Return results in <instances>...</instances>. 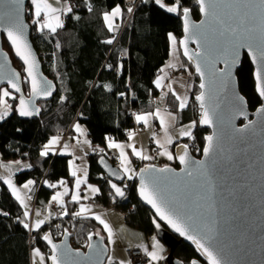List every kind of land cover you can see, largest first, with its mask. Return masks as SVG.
<instances>
[{
    "label": "trees",
    "instance_id": "obj_1",
    "mask_svg": "<svg viewBox=\"0 0 264 264\" xmlns=\"http://www.w3.org/2000/svg\"><path fill=\"white\" fill-rule=\"evenodd\" d=\"M67 1L72 2V11L65 14L63 27L54 34L47 29L39 31V26L31 23V13L28 17L32 24V42L38 54L47 56L43 62L44 72L50 79H54L57 86L53 98L39 102V116L30 119L21 116L16 110L19 99L14 95L12 113L0 122L2 159L28 161L31 167L16 173L15 179L21 185L34 180L35 188H39V203L48 201L53 195L51 188L45 184L40 186L44 177L50 182L61 179L72 182L74 179L70 175L68 164L70 156H41L44 145L53 136L69 128L75 120L85 125L89 139L100 148L106 147L107 138L117 141L128 139V132L137 128L131 110L141 114L152 112L157 107L158 103L154 100L161 96V92L154 82L170 59L169 34L174 33L181 40L184 29L182 11L177 14L169 13L165 7L156 4L155 0H136L130 24L115 40L118 31L108 29L104 13L111 12L112 8L119 5L123 11L119 19L121 23L126 21V4L129 0ZM165 2L172 4V0ZM181 6L189 8L195 20L201 19L197 0H181ZM110 39L113 42L106 43ZM6 45L9 44L4 38L3 46L12 57L14 66L22 73L24 88L29 95L25 66ZM244 57L237 74L239 86L248 100L250 110L256 111L263 101L256 91L255 70L250 57ZM15 61L21 63L22 68L16 66ZM196 77L199 78L197 74ZM173 100L174 96L169 95L167 102L175 107L179 124L200 119V108L196 107L199 103L195 97L192 104L183 110ZM194 134L195 142L192 143L191 140V143H187L189 139H186L182 143L191 147L193 155L202 157L209 130L197 125ZM179 143L181 142L175 145L174 152ZM101 157L109 159V155L98 150L89 155L88 180L98 184L100 188L95 201L104 207L115 206L121 210L130 228L140 230L147 236L156 235L154 214L139 201L137 180L125 185L127 195L118 199L108 183L109 178L99 165ZM140 167L138 166L139 170ZM68 203L66 218L55 220L39 231L36 245L49 253V248L42 239L49 232L58 241L63 234L69 232L73 236V247L78 249L87 248L88 237L92 233L98 232L105 237L107 243L100 224L93 217H75L73 213L76 212L77 204L71 201ZM0 212L8 214H0V264H32L29 229H25L20 223L21 220L28 223V220L23 215V207L5 183L0 187ZM175 256L185 264H190V261L198 257L194 248L187 243L179 245Z\"/></svg>",
    "mask_w": 264,
    "mask_h": 264
},
{
    "label": "snow or ice",
    "instance_id": "obj_2",
    "mask_svg": "<svg viewBox=\"0 0 264 264\" xmlns=\"http://www.w3.org/2000/svg\"><path fill=\"white\" fill-rule=\"evenodd\" d=\"M155 3L160 5L162 8L165 5L161 0H155ZM200 5V11L204 13L206 18H211L216 21L217 27H211V36L202 35L201 29L208 22L207 19L200 25L191 24L189 21V11L187 7L181 6V0H172V4L166 7L169 13H180L182 11L184 17V39L179 41V44L183 46V55L186 56L190 61L195 63V70L200 76L199 88L201 91L195 96L196 101L199 102L200 108V125H213L214 123H220L222 120V100L219 99L220 92L224 88L228 89V104L226 105L228 109V120L229 123L236 119L238 116L247 118L246 103L247 101L236 92L234 88V76L233 68L239 63L240 50L242 48L247 49L251 60L256 64V70L254 73L256 81V91L259 96L264 99V0H198ZM224 3L226 7L232 8L233 15L236 19L230 23L226 24L224 20L217 16V7L219 4ZM24 0H0V29L7 35V39L11 42L16 55L24 62L27 66L25 71L27 76L25 79L30 83L31 93L30 98L25 99L23 95L19 98V114L21 116H32L38 114L40 109L34 107V97H48L52 95V86L46 81H41L38 78L36 68L37 63L35 56L33 55L27 40L25 38L24 32L26 25L21 19V13L23 11ZM31 8L29 11L32 13L34 19L33 23L38 25V30L43 32L45 29L49 30L50 33H56L58 28L63 27V21L61 20V13L67 14L72 11L70 5L67 4V0L61 5V0H30ZM60 5V6H54ZM247 10V11H245ZM128 12H132V8L127 9ZM259 13V23H255V15L249 16V13ZM122 10L119 5L112 8L111 12L104 13V21L110 31L116 30V25L114 24V19L121 16ZM174 55L176 51L177 39L172 34H169ZM115 39V37H113ZM113 39L106 41V43L111 44ZM189 39H195L198 46V51L192 52L188 48ZM59 46V45H57ZM223 63L225 67L217 68L218 63ZM109 67H111L109 65ZM168 67L175 68V64H170ZM163 71V70H162ZM7 80L11 89L15 92L20 93L21 87L18 83L19 74L13 73L11 75H5L0 77ZM165 77L159 76L155 80V86L157 88H163ZM219 82L220 88L215 91L213 95V85ZM105 87H110L105 85ZM183 87V85H182ZM168 92L171 93L175 100L178 101V107L183 110L188 106L187 95H180L173 88L172 83L167 85ZM168 93H163L161 99ZM6 97H13V93L9 91L8 88H0V120L5 119L11 111L12 106L8 104ZM15 98V97H13ZM63 99V97L61 98ZM30 104L33 106L30 107ZM257 112L264 117V104H262ZM153 118H158L161 129L164 134V142L162 143L160 139H156L155 142L159 145L160 149L159 155L166 156L169 160L178 159L183 165H188L190 161L188 153V145H178L182 149V154L173 156V154L168 151L166 144H172L173 136L169 134V120L174 121L176 117L170 112H162L161 109L157 108L154 112H147L142 114H136L135 120L137 123H143V125L150 127V121ZM254 121H249L243 128L233 127V131L238 134H243L249 128L252 127ZM264 123V120H262ZM197 126V121H192L188 125H184L179 129L180 137H193V129ZM74 130L78 134L73 137L75 140V145H69L64 143L60 148L62 154H71L72 159L68 161L70 168V175L74 179V187L72 190L68 188L67 181L64 179L59 180L57 183H48L45 181L49 188H57L59 185L61 191H57L52 195L49 204L56 203L63 209L60 215H68V210L65 207V196H68L71 191V201L79 204V210L73 213L74 216H87L92 214L95 220H97L103 229L107 232L109 242L113 241V230L107 221L102 217L101 214H96L92 212L90 205L80 203V201L88 200L90 197L87 193H91L95 196L100 189L87 183L88 172L86 168H81L76 165L77 159H82V157H77L75 155V148L81 145H88L91 147V142L85 137V130L82 129L79 123L74 125ZM156 137V133L152 134ZM136 136L134 131L128 132V140L132 141ZM206 146L203 148V153L205 157H209L213 154L216 147L218 146V134L214 132L212 135L207 136ZM62 137L60 135L53 136L47 144L44 145L43 150L40 152L41 156L47 157L50 152H55L56 146L61 143ZM107 148L119 150L118 159L120 161V169L122 170V176L119 177L123 179L126 177L131 180L134 176H140V186L139 194L147 201L148 204L155 209L157 216L161 220L166 221L176 232L181 236L186 237L188 240L195 244L196 249L207 258L208 264H230L227 259L226 246L220 241L219 232L216 226V221L211 220L200 225H196L192 221V217L187 215L186 212L178 206L171 197H169L161 189L159 178L157 173H165L172 171L171 169L165 167L161 169H155L154 166L148 165L140 170V173H136L131 167L132 161L129 158L128 152L125 150L131 149L132 155L138 157L141 160H151L153 157L145 154L142 149H138L134 143H117L111 138H107ZM100 152H104L103 148L94 149ZM19 161L15 164L19 165ZM101 163H103V157H101ZM197 166L193 170L182 169L186 171L188 176L193 175V171L199 172L204 169L203 161H195ZM12 167L13 164H3L0 163V169H7V175L0 176L4 183L7 184L8 188L11 189L13 196L19 203L24 207L25 211L23 213L25 219L29 217L28 204L26 203V198L21 195V189L17 188L12 180ZM26 167H31V165H26ZM19 170V168H17ZM82 173V175H78ZM116 175V173H113ZM111 188L114 190L115 195L119 197H124L125 192L123 188L119 187L116 183H112L111 180L108 181ZM35 184V181L28 180L23 184V189L31 190V186ZM81 185H86L85 195L81 196ZM126 187V186H125ZM30 199V197H28ZM2 215H8L7 213L0 212ZM41 213L39 210L36 212V216L40 217ZM45 216L43 219L37 218L30 225L29 223L21 220L20 223L23 224L25 229L31 228L32 230H39L41 226L48 219ZM157 228L160 227L159 223H156L155 219L153 221ZM67 231V230H65ZM99 235V233H95ZM43 240L47 241L51 245L52 255L50 260L52 264H64L61 256L66 253H58V245L52 242L51 235L46 233L42 237ZM89 241L92 239V234H89ZM101 240L104 238L101 236ZM89 248H93L94 245L89 243ZM103 249H101V252ZM163 248L159 241L153 237L152 250L150 251L147 247H144V252L149 257L148 264H156V262L163 259L161 252ZM32 255L34 257V264H45V257L41 253L39 248H34ZM109 264H112L113 257H107ZM119 264H125V261H119ZM131 264V262H128ZM190 264H198L197 261H190Z\"/></svg>",
    "mask_w": 264,
    "mask_h": 264
},
{
    "label": "water",
    "instance_id": "obj_3",
    "mask_svg": "<svg viewBox=\"0 0 264 264\" xmlns=\"http://www.w3.org/2000/svg\"><path fill=\"white\" fill-rule=\"evenodd\" d=\"M29 4L30 0H24L23 11L21 13V19L26 25L24 35L36 59V72L38 78L41 79V81L46 80L52 86L51 96L32 98L34 107L39 108V102L49 101L53 98L57 86L54 79H50V77L45 74L41 56L38 54L32 42V24L28 20L27 12ZM233 11L232 8L226 7L224 3H221L217 7V16L224 20L226 24H230L236 19L233 15ZM200 15H202L201 19L195 20L193 15L189 12V21L191 24L200 25L207 19L208 22L204 25V28L201 29V32L202 35L210 37V28L217 27L218 25L215 20L206 18L201 11ZM253 15L256 17L255 23L258 24L259 13H249L250 17ZM185 35L187 34L183 29L181 40L184 39ZM4 38L11 46L14 56L25 66V69L27 67L16 55L11 42L7 39L6 33L3 29H0V77L18 73V83L20 84L21 92L17 93L14 89H11L7 80L3 78H0V88L6 86L11 89L18 99L23 95L27 100L30 98L31 93L30 83V92L29 95H27L24 88V77L14 66L12 57L5 50L3 46ZM180 48L183 54V46L180 45ZM188 48L192 52L198 51L195 39H189ZM245 55L250 57L247 49L242 48L240 50L239 63L233 68V84L236 92L246 100V97L240 89L239 78L237 76ZM183 57L187 59L191 63L193 69H195V63L190 61L186 56L183 55ZM251 62L254 70H256V64H254L252 60ZM216 67L222 68L225 67V65L221 62L218 63ZM195 73L200 80V76L196 70ZM25 75L27 76L26 71ZM219 88V82L213 85V95ZM228 95L227 88H224L219 95V99L223 101V103H221V109L223 110L221 122L214 123L213 125L199 124L204 129L209 130L207 136L212 135L214 132L218 134V146L211 156L205 157L203 151L202 157L195 156L191 151V147L187 144L190 157L187 166L181 164L179 160L176 159L175 163L165 164V166L145 164L141 169L148 165H152L155 169L167 167L172 170L170 172L156 174L159 178L161 189L165 194L171 197L187 215L192 217L194 224L200 225L211 220L216 221L219 238L226 246L227 259L230 261V264H264V123H262L264 117L257 112V109L264 104V99L258 94L263 102L256 111L250 110L248 100H246L247 118L238 116L229 123V113L226 107L228 104ZM32 106L33 105L30 104V107ZM18 108L19 100L16 106V110L19 112ZM38 116L39 113L26 117L33 119ZM249 121H254L255 123L243 134H238L233 131V127L243 128ZM183 144L186 143L181 142L178 145ZM178 145L175 149V156L182 154V149L179 148ZM99 160L101 169L112 183H116L119 187L123 188L125 197L127 195L125 185L128 184L125 183L127 180L126 177L123 179L119 178L122 176V170L105 157H103V163H101V158ZM195 161H203L204 169H201L199 172L193 171V175L188 176L186 171H182V169H186V167L189 170L195 169L197 167L194 163ZM140 170L138 173H140ZM113 173H116V175H113ZM135 180L138 182L137 190L139 201L153 212L156 223L160 224V227L157 228L154 223L155 233L170 250L169 255H167L165 259L166 264H185L183 260L175 256L176 249L182 243L191 245L195 252H197L198 257L193 260L197 261L198 264H208L207 258L196 249L192 241L181 236L171 225L157 216L155 209L139 194L140 176L137 175ZM127 182L133 181L127 180ZM112 191L114 190L112 189ZM116 197L118 199L124 198L119 196ZM48 234L51 235L52 242L58 245V253H66L61 256L64 264H105L108 261L107 257L110 254V246L105 242V237L100 234L95 235V233H92V239L91 241L88 239V244L91 243L94 247L89 248L87 245L86 249L73 247V236L69 232L63 234L59 241L56 240L50 232ZM101 236L104 238L103 240L100 239ZM44 242L47 248H49V264H52L50 260V256L52 255L51 245L45 240ZM101 249H103L102 252Z\"/></svg>",
    "mask_w": 264,
    "mask_h": 264
},
{
    "label": "rangeland",
    "instance_id": "obj_4",
    "mask_svg": "<svg viewBox=\"0 0 264 264\" xmlns=\"http://www.w3.org/2000/svg\"><path fill=\"white\" fill-rule=\"evenodd\" d=\"M161 2L165 5V8L167 7V6H170L171 4L170 3H166L165 2V0H161ZM64 3V0H61V5ZM135 3H136V0H130L129 1V3H128V6H126L127 8H129V7H131L132 8V12H128V14H127V19H126V21H123L122 23H121V21L120 22H116V19H114V24L116 25L117 24V27H116V31H118V33H117V36H116V39L115 40H117L120 36H121V34H122V32L125 30L124 28H126V26L127 25H129L130 24V22H131V17H132V14H133V9H134V5H135ZM67 4L68 5H70V6H72V2H69V1H67ZM31 6V5H30ZM54 6H60V5H54ZM177 14V13H176ZM31 15H32V13H31ZM64 16H65V14L64 13H61V20L63 21V25H64V23H65V21H64ZM33 19H34V17H33V15H32V18H31V23H33ZM33 24H35V23H33ZM120 24H121V26H120ZM119 25V26H118ZM58 29H60V28H58ZM57 29V30H58ZM175 36H176V39H178L177 40V47L179 46V41H180V37H177V35L176 34H174ZM11 46H9V45H6V48L10 51V49H12V48H10ZM177 52V51H176ZM42 54V53H41ZM176 56H174V58H175ZM179 57V54H178V52H177V58ZM45 60H46V58H47V56L45 55ZM183 59H184V57H183ZM178 60H181L180 58H178ZM186 59H184L183 61L181 60V62H180V64H179V66L178 67H175V68H171L170 67V69H168V67L167 68H165V70L166 71H164V69H162L161 70V74H160V76H164L165 77V79H164V81H163V84H164V87L160 90V92H161V96H162V94L163 93H168V95H166V96H164L163 97V99H161V96H159L158 98H156L155 100H154V102L155 103H158V105H157V107L155 108V109H153L152 111L154 112L157 108H159V109H161V111L162 112H170V113H172L175 117L177 116V113H176V111H175V107L173 106V105H169V103L167 102V99L169 98V95H172L171 93H169L168 92V88H167V85L169 84V83H179V85H181V79L182 78H187L188 80H190V84H191V86H190V88H189V90L190 91H192V94H191V98H190V100L191 101H193V98L201 91L200 89H199V86H198V84H199V82H200V80H199V78H197L196 77V74H195V69H193V67H192V65H191V63L189 62V61H185ZM174 61H176L177 62V59H174ZM169 62V61H168ZM15 64H16V66H18V67H21L22 68V66H21V63H19V62H16L15 61ZM169 64V63H168ZM171 64H172V61H171ZM167 65V64H166ZM177 83V84H178ZM2 88H8V87H6V86H3ZM9 89V91H11V89L10 88H8ZM12 92V91H11ZM13 93V92H12ZM14 93H13V97H14ZM16 96V95H15ZM13 97H6L5 99L7 100V102H8V104L9 105H11L12 106V104H13V102H12V98ZM196 100V99H195ZM190 101V102H191ZM172 102H177V104H178V101H176L175 100V98H174V100L172 101ZM194 103H195V101H194ZM199 103V102H198ZM192 104V103H191ZM196 107L197 108H199V104L198 105H196ZM13 109V107L11 108V111L9 112V114H8V116L12 113V110ZM151 112V111H150ZM199 112H200V110H199ZM143 113H147V112H143ZM7 116V117H8ZM6 118V117H5ZM198 120L199 119H195V121H197V125H199V123H198ZM0 122H1V120H0ZM77 122V120H75V121H73L71 124H75ZM150 123H152L153 125H154V122H153V119L150 121ZM81 124V123H80ZM177 124H179V121H178V119H177ZM180 125H183V124H180ZM145 127H147V126H145ZM144 127V128H145ZM197 127V126H196ZM195 127V128H196ZM70 128V127H69ZM68 128V129H69ZM149 128V127H148ZM195 128L193 129V137H194V139H190L189 137H187V138H185L184 140H181V141H178V142H184L186 139H189L188 141L189 142H187V143H191V140H192V143L193 142H195V140H196V136H195V134H194V131H195ZM70 130V129H69ZM84 130H86V129H84ZM66 130H64V134H63V136L65 137V138H63V142H62V144H59V145H57L56 146V149L57 148H59V147H62L63 146V144L66 142H68V140H66L67 139V136H68V132H65ZM132 131H134L135 133H137V134H140V132L142 131V134L145 132V129L144 130H142V127H140V128H136V129H134V130H132ZM160 132V130L159 129H155V131H154V133H156V135L158 134ZM85 133H86V136L85 137H81V139H87L88 141H90V142H92L91 141V139H89V135H88V131H85ZM70 135V134H69ZM137 136V135H136ZM139 137V136H138ZM112 139V138H111ZM114 141H117V140H115V139H113ZM122 141H128V139H126V140H122ZM120 142V141H119ZM178 142H175V144H173V148H175V145L178 143ZM69 143V142H68ZM103 149H104V153H106V155H109V151H108V149H106V147L105 146H103ZM91 149H90V147L89 148H85V149H83V151H79L78 152V154L76 155L77 157H82V159H77L76 160V165L77 166H79V167H81V168H86L87 169V172H88V167H89V162H88V160H87V158L85 157L84 158V156H83V153H85V155H87V153H89V151H90ZM159 150V149H158ZM174 150V149H173ZM158 151H152V155L153 156H151V157H153L151 160H143V162H141V163H139L138 165L139 166H143V164H146V163H149V162H152V163H154V162H156V164L157 165H162V166H165V164H169V163H175V161H176V159H173V160H164V161H162V159H157V157L155 156V154L157 153ZM54 153H56V150H55V152ZM172 154H173V156L175 157V152H171ZM76 154V153H75ZM119 154V153H118ZM112 155V154H111ZM0 156H1V154H0ZM129 158H130V156H129ZM131 159V161H132V164H131V167L134 169V170H136L135 172L137 173V169H136V165H135V163H134V161H133V159L132 158H130ZM168 159V158H167ZM20 160V159H19ZM9 161H14V160H9ZM25 161V160H24ZM24 161H23V163H24ZM0 163H3V164H5V163H7L6 162V160H4V159H2V156L0 157ZM117 163V162H116ZM115 163V164H116ZM25 164L26 165H29V163H28V161H25ZM14 165V164H13ZM24 167V166H23ZM3 171V170H2ZM19 173V172H18ZM79 175H82V173H78ZM137 176V175H136ZM135 176V177H136ZM75 179V178H74ZM74 179L72 180V182H68L67 181V184H68V188L70 189V190H72L73 189V187H74ZM45 181H48V180H46V177H44L43 179H42V182H45ZM26 183V182H25ZM48 183H57V182H50V181H48ZM87 183L88 184H91V185H93V186H95V187H97V188H99V186H98V184H96V183H94V182H91V181H89L88 180V178H87ZM125 183H127V184H130V182L128 183L127 182V180H126V182ZM1 184H4V181H3V183H1ZM1 184H0V187H1ZM15 185H16V187L17 188H20L21 189V195H22V193H26V192H28V191H26L25 189H22L23 188V184L21 185V184H18V183H15ZM85 188H86V185H81V196L83 197L86 193H85ZM52 190H55L53 193L55 194V192H57V191H61L62 189H61V187L58 185L57 186V188H55V189H53V188H51ZM56 189H57V191H56ZM100 189V188H99ZM11 190V189H10ZM12 192V191H11ZM52 193V194H53ZM37 193H34V194H32L31 196H30V199H28V196H27V199L29 200V202H30V205L32 206V211H33V214H36V211H37V209L40 207V205L38 204V203H36V202H34V200H33V198H35L37 195H36ZM53 194V195H54ZM88 195H89V199L88 200H81L80 201V203H84V204H87V205H90L91 206V208H98V210L99 211H96V212H94V213H96V214H101L102 215V217L107 221V223L111 226V228H112V230H113V241L112 242H109V240H108V236H107V232L103 229V226L97 221V223L98 224H100V229H101V232H102V234H104L106 237H107V244H108V246H110V254H109V256H111V257H113V260H117V262H119V261H121V260H123V261H125V264H128V262H129V258H128V256H127V254H126V249H124V247L121 245V240H122V242L124 241H127V239H131V240H133V241H140L141 243H146L147 244V242H146V239H147V235H145V233H143V232H141L140 230H137V229H132V228H130L129 227V225H128V223H126V220H125V214L124 213H122L121 212V210H119L118 208H116L115 206H113L112 207V209H104V206L103 205H100L99 203H97L96 201H95V198H96V196H98L99 194H100V192H98L95 196H92L91 195V193L89 192V193H87ZM64 199H65V207L67 208V206H68V202L69 201H71V191H70V193H69V195L68 196H65L64 197ZM91 199V200H90ZM72 202V201H71ZM73 203H75V202H73ZM75 204H77V203H75ZM50 206H51V208L54 210V212L57 214V216H58V218H56V219H53L51 222H53V221H55V220H59V219H65L66 218V216L67 215H60V213L62 212V211H58L57 210V208H61V206L60 205H58V204H55V203H51L50 204ZM79 210V204H77V209H76V212ZM32 214V215H33ZM34 217V216H33ZM75 217H79V216H75ZM90 217H93V216H90ZM94 218V217H93ZM27 220H28V223L31 225L33 222H34V220L33 219H31L30 220V217L29 218H27ZM42 230V229H41ZM40 230V231H41ZM30 248L32 249V251H31V260H32V264H34V257H33V255H32V252H33V249L34 248H39L40 249V251H41V253L44 255V257H45V264H49V259H48V252L45 250V249H43L40 245H36V243H37V235H36V233H35V235H34V233L33 232H36L35 230H32L31 228H30ZM38 234V233H37ZM153 237H155L156 238V240L157 241H159V243L161 244V246H162V248H163V251L161 252V255L163 256V259L162 260H160V261H158V262H156V264H166V261H165V259H166V257H167V255H169V249L167 248V246L165 245V243H163L159 238H158V236L157 235H154ZM127 238V239H126ZM148 241V240H147ZM153 241V240H152ZM151 241V242H152ZM75 243L77 244V242L75 241ZM123 244V243H122ZM152 244H153V242L151 243V246H149V250L151 251L152 250ZM111 253H112V255H111ZM116 254L119 256L118 258L117 257H115L116 256ZM113 260H112V263H113ZM105 264H109V261H107Z\"/></svg>",
    "mask_w": 264,
    "mask_h": 264
},
{
    "label": "crops",
    "instance_id": "obj_5",
    "mask_svg": "<svg viewBox=\"0 0 264 264\" xmlns=\"http://www.w3.org/2000/svg\"><path fill=\"white\" fill-rule=\"evenodd\" d=\"M122 10V9H121ZM123 12V11H122ZM121 16H122V13H121ZM121 16H119V17H116L115 19H116V22H119L120 21V19L119 18H121ZM170 34H172L173 36H175L174 35V33H170ZM176 37V36H175ZM169 38H170V36H169ZM178 40V39H177ZM170 49H171V55H170V59H169V64L167 63V65L165 66V67H163V69H164V71H166L165 70V68H167L168 67V65H170L171 64V61H172V64H175L176 65V67H178L179 66V64H180V62H181V60L183 61L184 59H183V54H182V50H181V48H180V44H179V46L177 47V45H176V51L178 52V54H179V57L178 58H180L181 60H178V58H177V52L175 51V55H174V50H173V46H172V42H171V39H170ZM174 56H176L175 58H174ZM174 59H177V62L176 61H174ZM168 69H170V67H168ZM181 85H179V83L177 84H175V83H172V86H173V88L177 91V93H179L180 95H187V97H188V106H189V104L191 103L190 101V98H191V94H192V91H190L189 90V88H190V86H191V84H190V80H188L187 78H182L181 80ZM182 85H183V87H182ZM160 90L162 89V88H159ZM187 106V107H188ZM186 107V108H187ZM153 112V111H152ZM142 114V113H141ZM177 119H178V117L176 116V119L174 120V121H171V120H169V134L170 135H172L173 136V142H172V144H166V147H167V149H168V151H170V152H174V148H173V144H175V142H178V141H181V140H184L185 138H187V137H180L179 136V129L181 128V127H183L184 125H188L189 123H187V124H184V125H180V124H177ZM153 122H154V125L152 124V123H150V127L148 128V127H145V125H143V123H137L136 122V124L138 125V126H140V127H142V130H144L145 129V132L142 134V131L140 132V134H137L136 133V135L137 136H135L134 138H133V140L132 141H115V142H117V143H123V144H127V143H134L136 146H137V148L138 149H142L144 152H145V154H147V155H149V156H153L152 154V151L154 150V151H158L156 154H155V156L157 157V159L159 160V159H162V161H164V160H169V159H167V157L166 156H162V155H159V152L162 150V149H160V147H159V145H157L156 144V142H155V140L156 139H160L161 140V142L163 143L164 142V134H163V131H162V129H161V125H160V122H159V119L158 118H153ZM77 123H81V122H79V120H77V122L75 123V124H77ZM75 124H71L69 127V129L67 128L66 129V131L65 132H68L69 134H68V136H67V139L66 140H68V144L69 145H75V140L73 139V137H76L78 134L75 132V130H74V125ZM80 126L82 127V129H86L85 131H88L87 130V128L85 127V125L84 124H80ZM145 127V128H144ZM155 129H159L160 130V132L156 135V137L154 138L153 137V133H154V131H155ZM193 131V130H192ZM63 134H64V131H61V132H59L58 134H56V135H60L61 137H62V140H61V143L60 144H62V142L64 141L63 140V138H65L64 136H63ZM139 136V137H138ZM113 140V139H112ZM97 147L98 146H96V145H94L92 142H91V147H90V151H89V153H87V155H85V153H83V156H84V158L86 157L87 158V160H88V162H89V155H90V153H92L93 151H95L94 149H97ZM85 148H89V146L88 145H81L80 147H77V148H75V155H77L78 154V152L79 151H83V149H85ZM98 148H100V147H98ZM106 149H108V151H109V156H110V154H113V155H115L116 156V158L118 159V153H119V150H117V149H109V148H107V144H106ZM159 149V150H158ZM127 152H128V155L130 156V158H132L133 159V161H134V163H135V165H136V169H137V173H138V171H139V168H138V162H137V160H139V161H142L143 162V160H141V159H139L138 157H135L134 155H132V153H131V149H125ZM54 155L55 153L54 152H50L49 153V155ZM60 154H62V153H60ZM62 155H68V156H70V160L73 158L72 157V155L71 154H62ZM1 157V156H0ZM16 161H19L20 163H19V165H17V164H15V162ZM7 163H5V164H9V163H12V164H14L13 165V167H12V180H13V183L15 184V183H17V181H16V179H15V175H16V173H18V172H21V171H24L26 168H28V167H26V164H25V161H24V163H23V161L22 160H19V159H14V161H6ZM76 163V162H75ZM147 164H156V162H154V163H152V162H149V163H146V165ZM116 165H117V167L120 169V161H119V159L117 160V163H116ZM145 164H143V166H144ZM157 165V164H156ZM24 166V167H23ZM142 166V167H143ZM160 166H162V165H160ZM140 167V166H139ZM142 167H140V169L142 168ZM17 168H19V170H17ZM3 170V171H2ZM121 170V169H120ZM136 171V170H135ZM88 173H89V171H88ZM5 175H7V169H0V176H5ZM79 175V174H78ZM88 178V177H87ZM127 179V178H126ZM135 179V176L131 179V180H129V179H127V180H129V181H133ZM34 181V180H33ZM48 182V181H47ZM1 183H3V179H0V184ZM46 185L47 186V184L45 183V182H42L41 181V185L40 186H42V185ZM7 185V184H6ZM35 185H36V182H35V184H33L32 186H31V190H26V191H28V192H26V193H22V196H24L25 198H26V203L28 204V210H29V217H30V220L31 219H33L34 221H35V219H37V218H40V219H43L45 216H48L49 218L45 221V223L41 226V228L39 229V230H35L36 231V233H39V231L41 230V229H43V228H45V226H47L49 223H51V221L53 220V219H56V218H58V216H57V214L54 212V210L51 208V206H50V204H49V202H50V200H51V198L48 200V201H42V202H37L39 205H40V207L37 209V211L39 210V212L41 213V215H40V217H37L36 216V214H33V211H32V206L30 205V202H29V200L27 199V196L28 197H30L32 194H34V193H38V191H39V188L37 189V186H36V188H35ZM23 189V188H22ZM37 190V191H36ZM53 192L55 191V190H52ZM56 191H57V189H56ZM56 193V192H55ZM54 194V193H53ZM37 195V194H36ZM52 197V196H51ZM97 197V196H96ZM96 199V198H95ZM91 200V199H90ZM56 204V203H55ZM21 205V204H20ZM101 205V204H100ZM22 206V205H21ZM23 207V206H22ZM23 209H24V207H23ZM104 209H112V208H107V207H104ZM24 211H25V209H24ZM36 211V212H37ZM96 211H99L98 210V208H92V212L94 213V212H96ZM33 214V215H32ZM34 216V217H33ZM87 216H92V214L90 213V214H88ZM28 217V218H29ZM79 217H81V216H79ZM30 229V228H29ZM127 239V238H126ZM146 242H147V244L146 243H141L140 241H133V240H131V239H127V241H123L122 242V240H121V245L124 247V249H126V254H127V256H128V258H129V255H128V249L130 248V247H133V246H136V245H141L142 247H147L148 249H149V246H151V243L153 242H148L147 241V239H146ZM123 243V244H122ZM111 255H112V253H111ZM115 257H119L117 254H116V256ZM115 262H117V260L115 259V260H113V263L112 264H114ZM119 263V262H118Z\"/></svg>",
    "mask_w": 264,
    "mask_h": 264
},
{
    "label": "built area",
    "instance_id": "obj_6",
    "mask_svg": "<svg viewBox=\"0 0 264 264\" xmlns=\"http://www.w3.org/2000/svg\"><path fill=\"white\" fill-rule=\"evenodd\" d=\"M130 1V0H129ZM129 1H127V6H128V3H129ZM136 4V3H135ZM135 6V5H134ZM31 8V6L30 5H28V8H27V12H29V13H31L30 11H29V9ZM134 9H135V7H134ZM134 9H133V12H134ZM40 56H42L41 57V59H42V62H44L45 60H44V57H45V54H40ZM131 113H132V115H136V114H140V112L139 111H135V110H131ZM137 128H140L138 125H137ZM60 148L61 147H59V148H57L56 149V153H55V156H57V154H60L61 152H60ZM109 159H111V161L113 162V163H116L117 162V158H116V156L115 155H111L110 154V156H109ZM137 162L138 163H141L142 161H139V160H137ZM32 197V196H31ZM37 198H38V195L35 197V198H33V200H34V202H36L37 203ZM57 210L59 211H62L63 209L62 208H57ZM30 230V229H29ZM34 233V235H35V233L36 232H33ZM36 235H37V233H36ZM35 235V236H36ZM29 238H30V231H29ZM31 239V238H30ZM147 240H148V242H151L152 240H153V236H148L147 237ZM128 255H129V262H131V264H148V261H149V257L146 255V253L144 252V247H142L141 245H136V246H133V247H130L129 249H128ZM114 264H119L118 262H115Z\"/></svg>",
    "mask_w": 264,
    "mask_h": 264
},
{
    "label": "clouds",
    "instance_id": "obj_7",
    "mask_svg": "<svg viewBox=\"0 0 264 264\" xmlns=\"http://www.w3.org/2000/svg\"><path fill=\"white\" fill-rule=\"evenodd\" d=\"M30 5V4H29ZM28 17H29V12H28Z\"/></svg>",
    "mask_w": 264,
    "mask_h": 264
},
{
    "label": "bare ground",
    "instance_id": "obj_8",
    "mask_svg": "<svg viewBox=\"0 0 264 264\" xmlns=\"http://www.w3.org/2000/svg\"><path fill=\"white\" fill-rule=\"evenodd\" d=\"M42 57V56H41Z\"/></svg>",
    "mask_w": 264,
    "mask_h": 264
}]
</instances>
